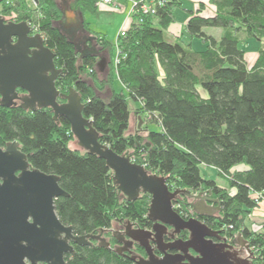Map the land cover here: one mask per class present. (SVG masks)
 <instances>
[{
	"label": "trees",
	"instance_id": "1",
	"mask_svg": "<svg viewBox=\"0 0 264 264\" xmlns=\"http://www.w3.org/2000/svg\"><path fill=\"white\" fill-rule=\"evenodd\" d=\"M62 1V3H60ZM212 16H203L205 4L185 9L182 0H167L156 15H136L125 36L111 43L91 30L86 14L96 15L97 0H4L0 16L18 14V22L33 21L45 45L55 53L62 70L56 87L63 94L71 89L81 95L85 118L115 153L130 156L151 174L167 178L169 190L193 194L211 191L222 201L217 220L208 223L226 228L224 234H239L249 240L255 264H264L262 230L246 226L249 216L264 203V0H210ZM83 16L86 33L110 60L107 79H101L99 56L81 58L75 46L58 29L64 9ZM188 16L185 33L190 41L165 39L176 22V11ZM29 12L37 13L31 17ZM206 28L222 29L220 39ZM203 43L200 49L193 40ZM258 42V58L252 67L244 45ZM118 60V63L116 61ZM118 79L124 90L114 89ZM199 87L207 93L201 95ZM108 89L111 94L103 97ZM129 100L140 103L135 113L150 118L157 131L129 133L132 111ZM19 142L32 167L59 177L68 194L56 200L57 215L79 236L101 235L120 219L147 223L149 195L128 202L113 182V172L104 159L71 148L76 141L65 118L54 120L50 108L26 111L0 106V145ZM213 169L226 179L220 187L202 173ZM179 196L180 205L190 203ZM76 247L69 264H134L110 248Z\"/></svg>",
	"mask_w": 264,
	"mask_h": 264
},
{
	"label": "water",
	"instance_id": "2",
	"mask_svg": "<svg viewBox=\"0 0 264 264\" xmlns=\"http://www.w3.org/2000/svg\"><path fill=\"white\" fill-rule=\"evenodd\" d=\"M32 1L38 4L39 0ZM2 2L4 0H0V4ZM6 21L12 20L0 16V106L9 108L18 100L22 103L20 108L26 111L50 108L55 121L65 118L70 123L82 151L106 161L123 198L134 202L143 194L151 196L147 218L155 223L153 230L125 231L123 239L128 241L123 248L115 249V253L129 258L123 251L129 252L128 246L132 248L137 244L147 254V258H129L137 264H255L250 242L242 234L231 242L241 250H232L226 244L229 240L221 238V231L213 230L196 218L185 221L174 210L173 201L186 194L199 200L191 205L196 214L213 218L219 208L209 205V202L215 203L210 199L211 191L196 194L188 190L171 191L167 178L151 174L130 156L119 155L102 143L92 121L83 115L81 95L74 88L63 94L56 87L62 70L56 67L55 53L45 45L41 34H34L26 21ZM57 27L75 46L81 58L99 56L98 66L103 71L107 57L99 51L96 37L86 33L82 15L65 8L64 20ZM78 33L83 35L81 40ZM19 90L23 91L22 96ZM59 181L56 175L32 167L19 142L8 143L6 149L0 147V264H27L26 260L31 264H68L65 254L75 253L71 242L90 246L91 239H95L101 247H111L101 235L79 236L72 226L61 222L55 203L68 194ZM175 208L180 207L175 204ZM157 226L173 228V238L181 231L189 232L190 237L187 241L175 240L167 244L164 235L168 230H157ZM214 238L221 239L222 243H215ZM154 243L163 257L154 253ZM191 249L199 256L188 255ZM243 249L249 253L246 258L241 256ZM168 251H179L182 255Z\"/></svg>",
	"mask_w": 264,
	"mask_h": 264
},
{
	"label": "rangeland",
	"instance_id": "3",
	"mask_svg": "<svg viewBox=\"0 0 264 264\" xmlns=\"http://www.w3.org/2000/svg\"><path fill=\"white\" fill-rule=\"evenodd\" d=\"M10 1L13 2V0H10ZM182 1H183V8H185V9L199 8L200 7L199 2H201L203 4L205 3V6H206L205 7L206 12L205 13L209 14L212 12V10H211L212 5L210 3V0H182ZM60 3H62V1ZM195 4H197V6ZM100 9L101 8H99V11L96 15L90 14V13L86 14L85 20L87 21V23H89L91 30H93L94 32H97V33H101V35H105L106 38L111 43L115 44L119 33L124 28V27L121 28V26H122L121 21L123 20V18L128 19L130 11L128 13H125V14L124 13L118 14V13H114V12L109 13V12L100 11ZM29 13L31 14V17H35V16L37 17V13H33V12H29ZM67 14H68V16H71V13H67ZM18 16H19L18 14H15V13L13 14V12H12V13L5 15V18L12 20V21L13 20L17 21V20H19ZM185 17H187V13L185 10H177L176 11L177 20L175 23L177 25L174 26V31H170V28L168 31H165V39L168 42L175 43L177 41H180L179 40L180 36H182V40L185 43H188L190 41L189 36L185 33V31H183V29H182V31H180V29L178 27V26H180L179 24L183 23V19H185ZM128 24H130V23H128ZM204 31L209 36H213V37L217 38V40L219 38H221L220 36H222V29L206 28ZM171 32H173V33H171ZM193 45L195 48L200 49L203 46V43L200 42L199 40L195 39V40H193ZM244 49L247 52L246 53L247 64L249 67H252L258 58V42L255 40L247 41V43L244 45ZM108 61L109 60L107 59L103 71L99 72V75H100L101 79H103V80L107 79L108 74L110 72V65H109ZM115 88H116L117 92H120L122 90V86L120 85V83L118 81L115 82ZM199 89H200V92H204L205 94H207L202 89V87H199ZM106 90L103 93V97L105 99L108 98V96L111 94V91H106ZM129 106H130V109L132 111V115H131V124L132 125H131V128L129 130V133H137V132L142 133V131H140V130L145 129L147 127V125H149V129L152 131H157L159 129V127L156 124L152 123L150 118H147L145 116H139L135 113V111L138 107L137 103L133 102L132 100H129ZM140 122H141V124H140ZM144 133L146 134V131H143L142 134H144ZM70 146L73 149H77V150L82 151L80 149V147L78 146L77 141H73L70 144ZM202 173H203V175H206L208 178L215 180L217 182L218 186L224 187V188L228 187V183H227L226 179L218 176L217 172L214 171L213 169H208L206 167H202ZM177 204H179V203H176V205ZM263 225H264V203H261V205L253 211V214L249 216V219L246 222V226L250 230H256V231L260 232L262 230Z\"/></svg>",
	"mask_w": 264,
	"mask_h": 264
},
{
	"label": "flooded vegetation",
	"instance_id": "4",
	"mask_svg": "<svg viewBox=\"0 0 264 264\" xmlns=\"http://www.w3.org/2000/svg\"><path fill=\"white\" fill-rule=\"evenodd\" d=\"M6 22H13V21H6ZM82 36L83 35H79V33H78V39L81 40L82 39ZM19 94L22 96L24 93H23V91L19 90ZM21 104L22 103L20 101L15 100L14 102L11 103V106L9 108L20 107ZM4 108H7V107H4ZM6 145H4V146L0 145V147L6 149ZM203 192H205V191H203ZM143 195H146V194H143ZM149 197H150V201H151V196L149 195ZM178 198L179 197H177L176 200L173 201L174 210L185 221H188L190 219L196 218L199 221H201L204 224H206L207 226H209L210 228H212L213 230H215V231H221L222 232L221 238L228 239L227 236L224 234V232L227 230L226 228L217 229V228H214L213 226H210V224L208 223V221H210V220H217V221H219L218 220L219 214L223 210L222 209V201H221V198L219 196H216V195L213 194L210 197V199L214 200L215 203L214 202L213 203L209 202V205H214L215 206V209L216 208H219L218 209L219 211L213 216V218H209V217H206V216L198 215V214H196L193 211L191 205L193 203L199 202V200H197V199H192L191 198L189 204L181 205L179 209H176L175 208V202H177ZM149 207H150V204H149ZM148 210H149V208H148ZM154 225H155V223H153V222H151L149 220L147 221V223H144V222L143 223H140V222L137 223V222H132L131 220L120 219L117 222H115V224H113L110 228L104 229L106 231L103 232V238L106 239L108 242L111 243L110 249H112L115 252V249L123 248L126 245L127 241H128V239H126L127 241L123 239V235H124L123 233L125 231H127V230L128 231L129 230H153ZM157 230H168L167 234L164 235V242L167 243V244L170 243V242H172V241H175V240L187 241L189 239V237H190L189 232H187V231H181L179 234H175V237L173 238V235H174L173 230L174 229L171 228V227H169V226H167V227L157 226ZM120 241H123L125 244L124 243H121ZM213 241L215 243H222V240L221 239H218V238H214ZM226 244L230 245L232 250H241L240 247L234 245L233 243H231L229 241H227ZM71 245L73 246V248L75 250V253H76V247H78V245L74 244L73 242H71ZM153 247H154V253L158 257L161 258V257L164 256V254L161 251H159L158 245H156L154 243L153 244ZM128 249H129V252L123 251V254H127L128 255L127 257H129V258L131 256H137V257L147 258L146 251L143 248H141L140 246H138L137 244H134V246L132 248H130L128 246ZM168 252L170 254H173V255L181 254V252H179V251H168ZM75 253L74 254H71V253H66L65 254V260L67 261V263H68V259L71 256L75 255ZM188 255H191V256H194V257H198L199 256V254L196 253L192 249L189 251V254ZM241 256L243 258H246V257L249 256V253L247 252V250L243 249L242 252H241ZM133 262H134V264H137L136 261H133ZM26 263L27 264H31V262L28 261V260H26ZM41 264H46V263H41Z\"/></svg>",
	"mask_w": 264,
	"mask_h": 264
},
{
	"label": "built area",
	"instance_id": "5",
	"mask_svg": "<svg viewBox=\"0 0 264 264\" xmlns=\"http://www.w3.org/2000/svg\"><path fill=\"white\" fill-rule=\"evenodd\" d=\"M119 1L120 0H97V6L98 7H111V6H115ZM126 1H128L131 4V10L129 13L127 23L125 24L124 28L119 33L120 36L126 35L127 30L130 28V26L133 23L134 16L136 15H141V16L156 15L159 9L163 8L167 3V0H126ZM13 21H16V20H13ZM26 22H28V24L31 26L34 34L39 33L38 26L35 22L33 21H26ZM116 63H118V60L116 61ZM177 206L180 207L179 204H177ZM236 237L237 236L228 238V240L231 242Z\"/></svg>",
	"mask_w": 264,
	"mask_h": 264
},
{
	"label": "crops",
	"instance_id": "6",
	"mask_svg": "<svg viewBox=\"0 0 264 264\" xmlns=\"http://www.w3.org/2000/svg\"><path fill=\"white\" fill-rule=\"evenodd\" d=\"M196 3V2H195ZM205 4V3H204ZM196 6H197V4H195ZM98 8H101L100 9V11H104V12H111V13H118V14H122V13H128L129 11H130V9H131V4L128 2V1H126V0H120L115 6H111V7H98ZM198 8H196L195 10H197ZM211 10H213V9H211ZM206 11H204L203 13H202V15L203 16H212L213 15V12H211V13H209V14H207V13H205ZM127 19V18H126ZM125 18H123V20L121 21V24H122V26H121V28L122 27H124L125 26V24L127 23V20H126ZM187 20H188V16L187 17H185V19H183V23L182 24H179L180 26H178L179 27V29H180V31H182V29H183V31H185V28H186V23H187ZM177 24L175 23V24H173L171 27H170V31H174V26H176ZM121 30V29H120ZM176 31V30H175ZM171 33H173V32H171ZM222 35H223V31H222ZM220 37H222V36H220ZM118 38V37H117ZM220 39V38H219ZM109 60V59H108ZM108 63H109V65H110V60L108 61ZM116 81H118L119 83H120V85L122 86V90L121 91H123L124 90V86L121 84V82L118 80V79H116L115 80V82ZM114 89H115V91H117L116 90V88H115V83H114ZM106 91H110V90H106ZM201 95L204 97L206 94L204 93V92H201ZM138 104V107H140V103H137ZM137 107V108H138ZM132 115V114H131ZM135 119V118H134ZM138 119V118H137ZM136 119V120H137ZM140 124H141V122H140ZM131 120H130V128H131ZM148 130H150L149 129V125H147V127L145 128V129H141L140 131H142V133H143V131H148Z\"/></svg>",
	"mask_w": 264,
	"mask_h": 264
}]
</instances>
